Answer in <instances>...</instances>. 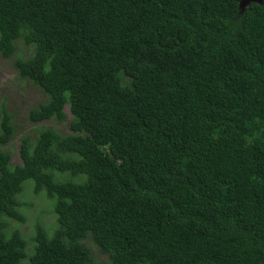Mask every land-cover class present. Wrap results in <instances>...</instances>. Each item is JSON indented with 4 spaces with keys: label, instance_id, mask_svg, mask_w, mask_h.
<instances>
[{
    "label": "trees",
    "instance_id": "obj_1",
    "mask_svg": "<svg viewBox=\"0 0 264 264\" xmlns=\"http://www.w3.org/2000/svg\"><path fill=\"white\" fill-rule=\"evenodd\" d=\"M17 40L49 125L1 109L0 264H264V4L0 0ZM27 183L55 218L31 237Z\"/></svg>",
    "mask_w": 264,
    "mask_h": 264
},
{
    "label": "rangeland",
    "instance_id": "obj_2",
    "mask_svg": "<svg viewBox=\"0 0 264 264\" xmlns=\"http://www.w3.org/2000/svg\"><path fill=\"white\" fill-rule=\"evenodd\" d=\"M15 47V54L11 58L4 59L0 56V115L3 106L14 111L13 121L15 125L20 128V135H28L33 138L39 127L42 125H49V123L33 126L29 123L27 114L31 109H36L39 102H42L41 104L47 103L48 97L41 88L35 86L29 79H21L17 70L14 68L16 59L26 60L32 57L34 54L33 47L26 45L22 40L18 41ZM65 113L68 115V118L65 123L59 127V130L68 133V124L71 120L68 107L65 108ZM18 149L19 143L16 142L12 147V165L21 163ZM31 187V183H27L25 195L21 199L19 198L28 206L25 207V213L27 215V218L25 217L26 222L11 223L12 228H18L28 237L33 236L34 224L37 222L36 217H38L40 213L42 215L41 220L44 218L45 224H50L55 220L46 197L44 195L35 196L31 191ZM33 202L35 206L30 213L29 206H31ZM95 260V264L106 262L107 256L95 251Z\"/></svg>",
    "mask_w": 264,
    "mask_h": 264
},
{
    "label": "water",
    "instance_id": "obj_3",
    "mask_svg": "<svg viewBox=\"0 0 264 264\" xmlns=\"http://www.w3.org/2000/svg\"><path fill=\"white\" fill-rule=\"evenodd\" d=\"M243 3H257V4H264V0H243Z\"/></svg>",
    "mask_w": 264,
    "mask_h": 264
}]
</instances>
